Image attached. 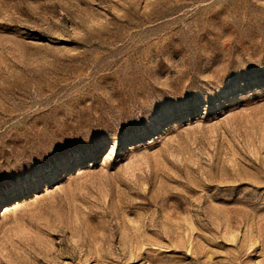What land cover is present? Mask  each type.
Returning <instances> with one entry per match:
<instances>
[{
	"label": "rangeland",
	"instance_id": "obj_1",
	"mask_svg": "<svg viewBox=\"0 0 264 264\" xmlns=\"http://www.w3.org/2000/svg\"><path fill=\"white\" fill-rule=\"evenodd\" d=\"M262 62L264 0H0V264H264ZM134 113L140 142L41 167Z\"/></svg>",
	"mask_w": 264,
	"mask_h": 264
},
{
	"label": "snow or ice",
	"instance_id": "obj_2",
	"mask_svg": "<svg viewBox=\"0 0 264 264\" xmlns=\"http://www.w3.org/2000/svg\"><path fill=\"white\" fill-rule=\"evenodd\" d=\"M243 67V64L234 66V70L238 71L241 77L255 71V69H249L248 72L239 71ZM162 95L164 99L156 103L151 110L152 122H167L177 111L193 104L202 106L204 103H220L221 105L229 102L236 103L235 93L229 91L227 86L217 92L214 97H210L208 101L195 100L190 96L168 90L163 91ZM144 111L147 112L149 109L145 108ZM148 123L144 115L134 113L131 117L122 118L118 126L111 121L107 124L101 122L96 125L83 126L80 130L74 131L71 136L66 135L62 142L58 140L48 150L41 167L52 173L68 169L74 171L77 166H86L87 159L97 156L102 158L112 148H115L119 154L121 146L136 144L145 138ZM42 178L39 175L35 177V179ZM26 179H32V177H21L20 182L24 183ZM9 194L3 186H0V198Z\"/></svg>",
	"mask_w": 264,
	"mask_h": 264
},
{
	"label": "clouds",
	"instance_id": "obj_3",
	"mask_svg": "<svg viewBox=\"0 0 264 264\" xmlns=\"http://www.w3.org/2000/svg\"><path fill=\"white\" fill-rule=\"evenodd\" d=\"M229 39H230V37L226 35L223 37L221 43H226ZM165 62H167V61H165Z\"/></svg>",
	"mask_w": 264,
	"mask_h": 264
}]
</instances>
